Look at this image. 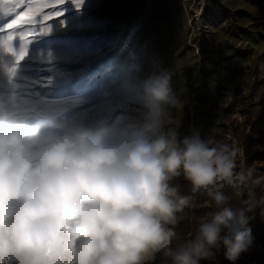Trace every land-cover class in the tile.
<instances>
[{
	"label": "rangeland",
	"instance_id": "rangeland-1",
	"mask_svg": "<svg viewBox=\"0 0 264 264\" xmlns=\"http://www.w3.org/2000/svg\"><path fill=\"white\" fill-rule=\"evenodd\" d=\"M27 6L40 9L31 23L0 31V37L14 35L13 47L27 52L15 81L8 78L12 89L5 91L13 92L16 118L45 137L70 125L103 138L142 130L147 123L142 82L167 72L176 103L165 106L166 130L226 146L239 166L252 163L253 151H264V0H66L60 5L30 0ZM57 11L63 14L45 22ZM12 18L0 12V29ZM48 26L50 31L40 33ZM10 59L7 69L14 64ZM251 140L258 145H249ZM178 192L193 196V206L195 201L201 208L212 206L205 195L180 187ZM223 194L231 197L228 189ZM228 202L239 204L235 198ZM192 216L193 207L185 209L188 233L184 219L174 226V245L191 238ZM73 231L66 221V244L74 252L79 237ZM143 264L169 261L157 253ZM215 264H230L223 248ZM235 264L252 263L247 257Z\"/></svg>",
	"mask_w": 264,
	"mask_h": 264
},
{
	"label": "clouds",
	"instance_id": "clouds-1",
	"mask_svg": "<svg viewBox=\"0 0 264 264\" xmlns=\"http://www.w3.org/2000/svg\"><path fill=\"white\" fill-rule=\"evenodd\" d=\"M11 63L0 58V264H143L157 253L169 264H215L220 248L235 264L253 247L246 225L249 212L264 209V162L239 166L226 146L166 130L165 106L176 103L167 72L142 82V130L103 138L70 125L49 138L16 118L13 92L5 91ZM180 176L216 207L174 245V226L194 199L172 185ZM66 221L79 237L74 252Z\"/></svg>",
	"mask_w": 264,
	"mask_h": 264
},
{
	"label": "snow or ice",
	"instance_id": "snow-or-ice-1",
	"mask_svg": "<svg viewBox=\"0 0 264 264\" xmlns=\"http://www.w3.org/2000/svg\"><path fill=\"white\" fill-rule=\"evenodd\" d=\"M29 2L30 0H3V3L0 4V12L11 14L13 18L4 26L3 29H0V31L11 32V30L16 28L18 25H21L22 23H31L36 18L37 13L40 11V9L28 7L27 5ZM55 2L57 5H60L64 4L66 0H55ZM22 6L26 7L27 10L19 11ZM62 14V11L49 13L44 17V20L45 22L51 21L54 17L57 18ZM39 31L40 33H45L50 31V28L48 26L47 29L41 28ZM15 39L16 37L12 34L0 37V58H2L4 55H8L14 58L13 66L7 69L9 81H15L18 72V66L27 55L26 50L17 51L13 47V41ZM23 39L24 36L22 34L20 36V40L22 41Z\"/></svg>",
	"mask_w": 264,
	"mask_h": 264
},
{
	"label": "trees",
	"instance_id": "trees-1",
	"mask_svg": "<svg viewBox=\"0 0 264 264\" xmlns=\"http://www.w3.org/2000/svg\"><path fill=\"white\" fill-rule=\"evenodd\" d=\"M251 146H257L258 145V141L255 140H251L249 142ZM249 159L251 162L253 161H263L264 162V151H260V152H256L253 151L250 155H249ZM258 171H262V168L258 169ZM173 186L176 187H180L183 189H190V184L187 180L184 179L183 176H180L176 179H174L172 182ZM259 189H257V192L259 193ZM204 196L205 194H201V193H196V196ZM207 198H209L207 195H205ZM196 197V198H197ZM210 199V198H209ZM198 201V200H197ZM215 204L214 202H212V206L207 208H201L197 206L196 201L194 202V206H193V220L194 222L192 223V232L190 234V236H193L195 233V229L198 225V220L200 217L206 215L207 213L214 211L215 210ZM259 207L255 208L251 213L254 215V220H251L248 222V229L251 230V233L254 237V245L253 247L247 251L246 253H243L240 255L239 259L241 260H245L247 257L250 258V261L252 264H264V215H258L257 214V210ZM262 209V208H259ZM264 210V209H263ZM183 223H185V230L188 233L190 230V224L188 222V219L185 218ZM163 254V253H161Z\"/></svg>",
	"mask_w": 264,
	"mask_h": 264
}]
</instances>
